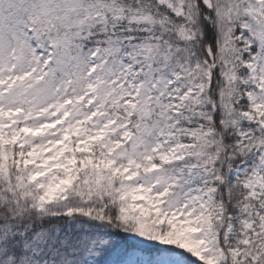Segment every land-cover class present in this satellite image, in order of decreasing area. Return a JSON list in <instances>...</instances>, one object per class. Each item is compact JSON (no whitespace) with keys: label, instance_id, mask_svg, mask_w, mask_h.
<instances>
[{"label":"snow or ice","instance_id":"snow-or-ice-1","mask_svg":"<svg viewBox=\"0 0 264 264\" xmlns=\"http://www.w3.org/2000/svg\"><path fill=\"white\" fill-rule=\"evenodd\" d=\"M0 264H264V0H0Z\"/></svg>","mask_w":264,"mask_h":264}]
</instances>
